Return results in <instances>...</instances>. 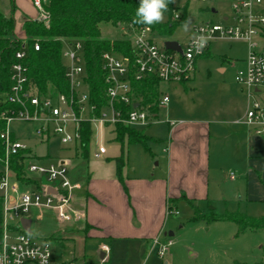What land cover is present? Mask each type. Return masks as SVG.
<instances>
[{
    "label": "built area",
    "instance_id": "obj_1",
    "mask_svg": "<svg viewBox=\"0 0 264 264\" xmlns=\"http://www.w3.org/2000/svg\"><path fill=\"white\" fill-rule=\"evenodd\" d=\"M39 13L35 19L49 25L50 13L47 5L50 0H32ZM207 2L209 0H199ZM235 15L226 16L224 22L205 20L194 25V36H205L206 43L197 53L193 46V37L182 52L169 50L156 42V34L150 26H122V35L131 42L133 56L118 55L112 51L101 54V70L105 83V103L99 113L97 104L91 100V86L87 81L85 60V41L75 38H61L64 45L65 80L67 91H49L41 93L36 85L29 84V68L25 63L27 44L16 53L17 61L12 65V87L3 96L16 104L2 113L5 125L0 132L4 146V155L0 156L3 165L0 177V193L3 197V237L0 241V264H76L74 261L58 262L55 260L51 246L41 242L28 232L21 222L13 226L32 212V209L52 210L62 222L81 218L79 210L72 207V200L78 183L68 177L67 160L58 162L34 163L26 160V175H39V186L33 182H22L16 178L11 168V159L22 150L31 149L14 131V122H27L35 125V134L43 142L51 136H58L65 146L79 145L82 139L83 124L89 123L94 131L117 125L137 129L145 128L153 122H159V113L145 107L134 96L130 81L133 71L136 80L156 76L162 83L188 81L194 71L198 58L210 48L212 42L223 39H241L249 42V54L246 69L236 72L235 80L248 93V108L236 122L259 137L264 138V103L257 97L264 91V12L255 7L261 6L264 0H231ZM212 12H217L211 8ZM183 10L174 9V18L178 19ZM26 40V39H25ZM181 44V43H180ZM36 51L41 48L40 38L33 43ZM170 101V96L162 93L158 102L159 110ZM139 104L135 106V103ZM170 127L179 121L166 120ZM107 148L101 142L95 150V157L102 158ZM31 154L33 151L31 150ZM231 172L230 175H234ZM23 187V188H22ZM23 189V191L21 190ZM177 213V210L169 209ZM12 227H16L12 229ZM157 247L158 255L163 257L168 244H162L156 238L152 242ZM107 264L105 259L97 263Z\"/></svg>",
    "mask_w": 264,
    "mask_h": 264
},
{
    "label": "rangeland",
    "instance_id": "obj_2",
    "mask_svg": "<svg viewBox=\"0 0 264 264\" xmlns=\"http://www.w3.org/2000/svg\"><path fill=\"white\" fill-rule=\"evenodd\" d=\"M173 4L180 11L186 8L185 23L190 21V24L187 31L183 28L184 23L177 26L169 35L157 33L156 42L160 47L166 39L177 40L182 46H186L195 34L194 25L205 20L223 23L226 16H231L230 20H232L235 15L231 0H209L207 2L173 0ZM212 7L217 12H212ZM255 9L264 12V2ZM0 10L6 16H14L17 20L16 32L22 37H24L23 22L29 16H36L39 13L32 0H0ZM168 19L169 15L164 13L162 22ZM121 30L122 25L119 28L107 24L102 26L103 36L111 40L125 39ZM23 39H26V34ZM211 46L210 54L197 60L194 81L162 83V91L167 92L170 101L160 108L159 122H153L143 129L145 134L152 136L149 143L151 151H147L141 144L124 140L125 170H128L130 175H133L136 166L140 167V165L146 174H149L150 170L156 173L165 172L171 130L166 122L168 119L203 117L211 120L212 131L219 125L218 123H222L219 127L238 131V126L228 124V121L236 116L237 110L233 109L228 112L226 107L237 103L236 96L241 85L236 82L235 75L237 71L246 69V63L243 60L248 57L249 42L241 39L218 40L212 42ZM222 65L227 67L224 73L218 69ZM245 94L247 97L246 90ZM12 127L17 136L33 151L34 157L29 162H58L61 158H65L68 177L75 182L86 181L88 175L96 169L114 171L115 156L121 154V151L114 150L115 146L121 147L122 144L116 140L117 133L113 126L106 127L102 131H98V128L93 131L87 156L76 155L74 147L63 145L58 136H51L43 142L35 134L33 123L17 121L12 124ZM231 139L217 141L215 134L212 133L209 200L197 201L194 205L180 201L178 213H171V217L176 219L173 229L175 233L167 238L172 240L169 246L172 256L168 258L167 251L163 257L154 253L152 258L143 260L142 264H166L168 260L169 264L264 262V230L240 231L235 222L226 219H211L217 215L238 213L256 218L264 216V163L260 162L264 161V156L261 159L252 157L251 169L244 163L242 147H237L236 142L233 144ZM99 142L107 148V153L102 158L94 155ZM217 146L221 151L219 153L215 152ZM1 169L3 165L0 164ZM230 171L236 174L234 178H231ZM29 174L39 178V175L35 173ZM32 210L35 212V209ZM193 216H198V219L193 220ZM17 222L18 219H15L13 224ZM33 229L39 241H43L49 232L46 222L38 224L34 221ZM112 243L113 260L111 264H139L141 258L138 254H135V258L129 263L120 261L123 253L119 242L113 241ZM50 246L55 255L62 253L56 244Z\"/></svg>",
    "mask_w": 264,
    "mask_h": 264
},
{
    "label": "crops",
    "instance_id": "obj_3",
    "mask_svg": "<svg viewBox=\"0 0 264 264\" xmlns=\"http://www.w3.org/2000/svg\"><path fill=\"white\" fill-rule=\"evenodd\" d=\"M36 17L37 15L29 16L32 19ZM23 34L25 37V31ZM16 35L24 38L17 32ZM211 48L212 46L206 55L210 54ZM246 59L243 60L245 63ZM218 69L224 73L227 67L222 65ZM190 80H195V73L188 81ZM247 97L245 88L240 86L236 96L237 103L226 107L228 112L237 110L236 116L231 118L228 124L238 126V131L219 127L222 123H218L212 131L211 120L203 117L181 118L170 130L164 173L150 170L151 172L146 174L140 165L136 166L135 172L130 175L128 170H125V165L122 182L116 176V168L114 171L96 169L88 175L86 181H73L78 183L80 188L75 192L72 207L81 212V218L62 222L52 210L35 209V212L32 210L25 217L30 219V230L23 227L38 239L33 222H46L49 232L41 242L56 244L62 253L53 255L56 261L62 263L74 261L76 264H87L105 259L107 264H111L112 242L115 241L119 242L123 253L120 261L129 263L135 258V254H138L141 258L139 264H142L143 260L152 258L154 253L158 255L157 247L152 244L156 238L162 244L169 243L167 252L170 258L172 253L169 246L172 240L167 238L174 235L176 223V219L171 217L173 212H170V206L178 211L180 201L194 205L197 201H208L210 198L212 133L217 141L232 138L233 144L236 142L237 147L241 146L244 163L251 169L252 157L261 159L264 156V138L254 135L246 126L236 122L246 112L249 102ZM257 97L264 103V91L258 93ZM114 150L119 152L121 147L115 146ZM215 152H221L218 146ZM260 162L264 163L263 160ZM235 176L236 174L231 175V178ZM183 196L186 199L182 198ZM19 222L22 223V219L13 226ZM12 229L16 230V227ZM166 264H169V260Z\"/></svg>",
    "mask_w": 264,
    "mask_h": 264
},
{
    "label": "trees",
    "instance_id": "obj_4",
    "mask_svg": "<svg viewBox=\"0 0 264 264\" xmlns=\"http://www.w3.org/2000/svg\"><path fill=\"white\" fill-rule=\"evenodd\" d=\"M139 0H50L47 9L50 13L49 25L38 19L27 18L24 21L23 29L26 40L17 37L16 19L14 16H6L0 10V132L5 125L2 113L11 108H17L16 104L9 100H3V95L11 90L12 65L17 61L16 53L23 49L24 42L27 44V57L25 63L29 68V84L36 85L41 93L49 91H67L65 80V59L63 56L64 45L61 38L83 39L85 41V60L87 67V81L91 86V100L97 104L99 113L105 103V83L101 70V54L104 51H112L118 55L133 56L134 48L130 41L125 39H108L103 36L102 26L110 25L114 28L119 26H150L160 35H169L174 29L184 24L187 19V10L183 9L181 16L174 18L173 11L176 9L172 2L168 4L169 15L166 22L153 25H137L133 23L135 11ZM264 34V30H263ZM35 38H40L41 48L36 51L33 43ZM208 50L203 54L205 56ZM132 92L134 96L145 107L158 114V102L163 93L162 81L156 76H148L142 80H136L133 71L130 75ZM116 140L121 142V154L115 158L116 176L122 182L123 170L126 165L124 140L129 143L141 144L147 151H151L150 141L152 137L145 134L142 129L117 125ZM93 135L89 123L83 124L82 139L79 145L74 146L75 154L87 156ZM4 155V146L0 138V156ZM34 155L31 149L22 150L17 156L11 159V168L16 178L22 182H33L39 186V179L28 177L25 167L26 160ZM1 164V163H0ZM2 165V164H1ZM2 169L0 170V177ZM182 198L186 199L185 196ZM173 202V201H171ZM171 209V206H170ZM0 241L3 237V197L0 193ZM193 220L198 216H193ZM214 220H230L235 222L240 231L264 230V216L260 218L244 214H226L213 216ZM235 264H249L236 262ZM251 264V263H250ZM252 264H264L256 262Z\"/></svg>",
    "mask_w": 264,
    "mask_h": 264
},
{
    "label": "clouds",
    "instance_id": "obj_5",
    "mask_svg": "<svg viewBox=\"0 0 264 264\" xmlns=\"http://www.w3.org/2000/svg\"><path fill=\"white\" fill-rule=\"evenodd\" d=\"M172 0H139V5L135 11L133 23L137 25H153L161 23L164 20V13L168 10V4ZM190 21H187L183 28L188 30ZM206 43V37L194 36L193 46L199 53Z\"/></svg>",
    "mask_w": 264,
    "mask_h": 264
},
{
    "label": "water",
    "instance_id": "obj_6",
    "mask_svg": "<svg viewBox=\"0 0 264 264\" xmlns=\"http://www.w3.org/2000/svg\"><path fill=\"white\" fill-rule=\"evenodd\" d=\"M164 45L167 49L169 50H175V51H178L179 53L182 52V47H181V44L179 41L177 40H170V39H166L164 41ZM139 103L136 102L135 103V106H137ZM22 224L23 226L27 229V230H30L29 229V226H30V219H26V218H23L22 219Z\"/></svg>",
    "mask_w": 264,
    "mask_h": 264
}]
</instances>
